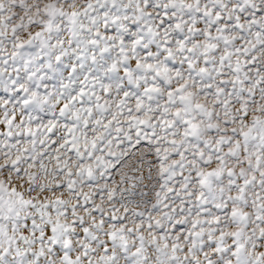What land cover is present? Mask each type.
<instances>
[{"label":"snow or ice","instance_id":"obj_1","mask_svg":"<svg viewBox=\"0 0 264 264\" xmlns=\"http://www.w3.org/2000/svg\"><path fill=\"white\" fill-rule=\"evenodd\" d=\"M0 264H264V0H0Z\"/></svg>","mask_w":264,"mask_h":264}]
</instances>
